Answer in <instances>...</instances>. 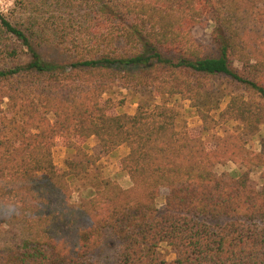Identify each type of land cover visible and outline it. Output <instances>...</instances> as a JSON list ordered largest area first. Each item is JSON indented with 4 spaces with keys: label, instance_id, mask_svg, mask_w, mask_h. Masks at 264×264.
Instances as JSON below:
<instances>
[{
    "label": "trees",
    "instance_id": "obj_1",
    "mask_svg": "<svg viewBox=\"0 0 264 264\" xmlns=\"http://www.w3.org/2000/svg\"><path fill=\"white\" fill-rule=\"evenodd\" d=\"M205 21L204 45L193 30ZM216 78L243 93L216 112L239 131L212 148L166 101L129 114L102 99L116 84L148 88L205 122ZM261 125L264 0H15L12 17L0 12V264H264V137L259 153L245 145ZM90 137L104 154L127 147L130 186L104 176L73 201ZM57 142L78 157L62 170ZM227 161L244 171L217 173ZM256 169L259 189L247 183Z\"/></svg>",
    "mask_w": 264,
    "mask_h": 264
},
{
    "label": "rangeland",
    "instance_id": "obj_2",
    "mask_svg": "<svg viewBox=\"0 0 264 264\" xmlns=\"http://www.w3.org/2000/svg\"><path fill=\"white\" fill-rule=\"evenodd\" d=\"M0 12L8 17H12V14L15 13V0H0ZM209 29V22L205 21L202 25L193 30V34L199 42L205 45L209 42ZM44 56L50 60L59 59L60 57L58 52L51 47L44 50ZM214 82L215 90L208 93L205 100L201 102L203 107L209 110V116L205 122L202 121L190 101L182 100L177 95L156 96L148 88H145L144 90L138 89L133 92L127 88H120L116 84L109 92H106L102 96V99L110 100V107L113 113L125 112L129 114H132L135 111L139 103L147 101L160 103L166 101L180 110L187 129L192 133H199L207 147L212 148L214 147L217 136L231 131H239L238 122L225 123L220 121L216 116V112L225 107L231 95L243 93L241 88L235 89V85L224 79L216 78ZM262 137H264V125L260 126L259 136L255 138L245 136L246 148L254 153L262 151ZM126 152L127 147L121 145L113 152L104 154L97 145L96 139L90 137L86 141V153L88 156L93 157V162L89 164L86 173L77 178L71 177L69 179L72 190V200L79 201L89 195L90 192L97 187L99 180L104 176H109L124 186V182L126 181L125 177L127 175L120 168V158ZM52 157L58 170L65 169L64 162L67 158H78L73 154L72 150L66 149L60 142H57L54 145L52 149ZM261 170L262 169H256L248 175L247 183L251 188L259 189L261 187ZM215 171L217 173H226L231 179L240 175L244 170L235 163L227 161L225 163L216 164ZM165 192V189L161 190L160 197L157 200L158 206H161L163 203V194ZM158 252L160 257L167 260L172 259L174 256L172 250L164 245L159 247Z\"/></svg>",
    "mask_w": 264,
    "mask_h": 264
},
{
    "label": "crops",
    "instance_id": "obj_3",
    "mask_svg": "<svg viewBox=\"0 0 264 264\" xmlns=\"http://www.w3.org/2000/svg\"><path fill=\"white\" fill-rule=\"evenodd\" d=\"M125 178H126V181L124 182L125 183L124 186L119 183L124 188L130 186V180H129L128 176H126Z\"/></svg>",
    "mask_w": 264,
    "mask_h": 264
}]
</instances>
